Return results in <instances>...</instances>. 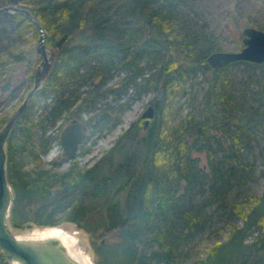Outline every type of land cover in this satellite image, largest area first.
<instances>
[{"label": "trees", "instance_id": "16d2710c", "mask_svg": "<svg viewBox=\"0 0 264 264\" xmlns=\"http://www.w3.org/2000/svg\"><path fill=\"white\" fill-rule=\"evenodd\" d=\"M186 3L0 0V6L29 9L55 51L48 73L7 137L13 227L75 222L89 232L95 264H264V190L244 194L234 189L253 175L247 148L264 122V85L256 105L231 116L239 103L227 83V71L231 65L252 61L210 65L208 53L221 48L217 34L193 29ZM11 12L35 26L25 12ZM8 53L12 61L27 63L23 74L28 91L35 74L33 54L24 48ZM121 69L126 80L107 90L118 95L132 88L155 91L149 102L154 115L148 122L140 115L90 166H80L76 159L61 171L45 166L40 154L59 140L48 124L56 123L74 101L72 93L63 96L68 74L77 72L85 82L92 78L86 95H75L80 101L74 112L80 116L94 109L97 86ZM207 70L211 76L197 95L190 96L196 106L175 121L186 105L181 94L188 78ZM12 74L2 87L13 90L11 83L19 74ZM54 92L58 93L52 97ZM48 98L36 114L35 103ZM124 105L101 108L99 123L87 120L89 131L100 129L104 120H116L112 115ZM9 116L1 117L2 125ZM199 150L205 151L207 166L194 155ZM227 211L242 222L229 223L228 232L218 225L225 237L214 239L203 256L197 251L191 260L193 245L207 237L208 222L220 220ZM0 264H10L2 250Z\"/></svg>", "mask_w": 264, "mask_h": 264}, {"label": "rangeland", "instance_id": "374dc122", "mask_svg": "<svg viewBox=\"0 0 264 264\" xmlns=\"http://www.w3.org/2000/svg\"><path fill=\"white\" fill-rule=\"evenodd\" d=\"M185 10L190 16L192 28L196 30L208 29L215 32L220 43V49L223 50H238V48L243 46V32L241 30L247 24L264 28V0H187ZM5 11L0 12V120L2 116L11 115L17 108V105L24 100L25 94L28 92L26 90L27 80L23 74L27 68V63H25V60L12 61L8 52L12 50L18 51L24 48L26 52L28 51L30 54H33L34 70L40 61L38 51H36L40 35L39 31L23 18L17 19L11 10L9 13ZM88 65L86 63L83 67L86 68ZM13 71L19 74L17 80L11 83L13 90L2 87L5 81L10 80V77L12 78L14 76L12 74ZM79 71L82 72L83 68ZM126 74V71L122 69L120 71H113L108 82L97 86L96 92H98V95L94 109L90 111L84 110L80 116H77L74 112V109L80 101V97L78 99L76 96L79 94L80 96L86 95L87 92L85 90L89 88V82H91L92 78L89 76L86 80L87 82H85L82 81L81 76L77 72L68 74V89L64 93L65 95L72 93L70 98H73L74 101L69 109L64 110L62 116L56 123L48 124L51 132H57L59 135L64 124L69 122L74 116L79 119H85L86 121L90 120L92 123H99L96 118L98 117L97 112L101 108L119 107L122 103H125L122 109L117 111L118 113L112 115V118L115 115L118 116L116 120H104V125L100 129L91 132L88 131L86 139L83 141L77 156L74 158L80 166L92 165L107 149L112 147L116 139L123 134V131L135 119L140 117L144 108L153 99L155 91L147 88H144L140 92L135 88L128 89L127 92L121 95L107 90L108 87L117 86L126 80ZM23 75L24 78H22ZM210 76L211 70H207L205 74L196 73L195 76L188 78L185 86L186 91L181 94V101L185 102L186 105L183 110L176 113L174 116L175 121L184 118L187 111L196 106V101L192 100L190 96L191 94L197 95ZM226 77L229 78L227 83L232 91V95L239 103L238 108L232 111L231 116L238 117L241 115L242 110H249L253 105H256L259 96H261V89L264 85V63L251 62L249 65L244 63L231 65ZM22 79L24 80L21 81ZM57 93H52V97H55ZM10 95L13 98H9ZM49 100L50 98L46 101L41 99L35 103L34 109L36 114L43 110V104ZM1 126L2 124L0 122ZM87 147H89V150H85ZM247 149V158L253 162V175L244 186L234 189H238V191L244 194L262 192L264 190V122L254 131L249 148ZM193 153L200 158V162L203 165L207 166L205 151L199 150ZM40 159L45 166H52L59 171L67 169L72 162V159L69 160L66 156L59 140L49 145V148L40 154ZM234 191H232L233 194L231 196H234ZM215 206L216 204H213L207 207V209L212 210ZM235 222L240 223L242 220L236 215L229 214L228 211L220 217V220L218 218V221L208 222L205 228L207 237L204 241H199L193 245L192 248L194 249L191 260L196 259L197 251L203 256L206 251L205 246L214 241V239H223L225 237L224 233H220L217 229L218 225L223 226L225 231L228 232V224ZM47 226H58L72 233L76 237V249L83 254H87L92 263L95 264V253L90 242L89 232L78 227L75 222L63 220V222L53 225L32 224L31 226L21 228L11 226V228L17 235L30 236L29 233L34 229ZM9 263L18 264L10 260Z\"/></svg>", "mask_w": 264, "mask_h": 264}, {"label": "water", "instance_id": "95a60500", "mask_svg": "<svg viewBox=\"0 0 264 264\" xmlns=\"http://www.w3.org/2000/svg\"><path fill=\"white\" fill-rule=\"evenodd\" d=\"M23 11L26 16L33 20L40 35L36 51L40 61L36 66L33 85L25 94L24 100L17 105L15 111L9 116L0 127V247L6 257L18 264H83L75 259L61 239L57 236H27L17 235L12 231V224L9 222V210L14 196L11 183L7 180L6 171V142L13 123L20 113L26 108L32 92L39 87L42 79L48 73L52 65L55 51L46 44V30L36 19L31 11L25 7H18L10 4L0 6V10ZM242 47L238 50L216 49L207 55V60L213 67L228 65L231 61L238 59L264 62V28L247 24L242 28ZM155 113L152 103H149L143 110L141 116L145 121ZM86 124L82 120H72L63 128L60 133V142L67 157L74 158L77 155L79 144L85 138ZM33 223L28 224L31 226ZM51 227V226H47Z\"/></svg>", "mask_w": 264, "mask_h": 264}, {"label": "bare ground", "instance_id": "6f19581e", "mask_svg": "<svg viewBox=\"0 0 264 264\" xmlns=\"http://www.w3.org/2000/svg\"><path fill=\"white\" fill-rule=\"evenodd\" d=\"M30 236H57L61 239L62 243H64L68 249V252L72 254V256L83 264H93L91 259L87 254H83L80 251L76 249V237L70 233L69 231L65 229H61L58 226L53 227H42V228H36L31 233H29Z\"/></svg>", "mask_w": 264, "mask_h": 264}, {"label": "flooded vegetation", "instance_id": "af4514ba", "mask_svg": "<svg viewBox=\"0 0 264 264\" xmlns=\"http://www.w3.org/2000/svg\"><path fill=\"white\" fill-rule=\"evenodd\" d=\"M63 96H65V94H64ZM60 117H61V116H60ZM72 120H82V121L84 122V124H86V131H85V135H86V136H85V138L81 141V143L78 145V146H79V149H80V148H81V145H82V143H83V141H84V140L86 139V137H87V133H88V131H89V124H88V122H87L85 119H82V118L79 119V118H77V117H75V116H74L73 118H71V120H69V122L72 121ZM101 121H102V119H101ZM101 121H100V122H101ZM69 122H67V123L64 124V126H63L62 129H61V131L63 130V128H64L65 126H67V124H69ZM61 131L59 132V135H58V136H59V143H60V144H61V142H60V137H61V136H60V133H61ZM61 146H62V145H61ZM79 149H78V151H79ZM77 153H78V152H77ZM76 156H77V155H76ZM74 158H75V157H74ZM74 158H71L72 161L74 160ZM68 159L71 160L69 157H68ZM68 167H69V166H68Z\"/></svg>", "mask_w": 264, "mask_h": 264}]
</instances>
